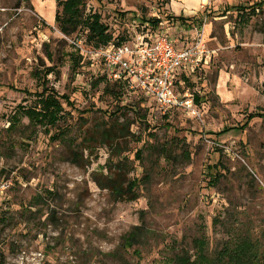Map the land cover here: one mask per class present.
Segmentation results:
<instances>
[{
    "label": "rangeland",
    "instance_id": "374dc122",
    "mask_svg": "<svg viewBox=\"0 0 264 264\" xmlns=\"http://www.w3.org/2000/svg\"><path fill=\"white\" fill-rule=\"evenodd\" d=\"M257 1L86 0V14L101 13L113 41L161 17L178 44L199 42L211 52L187 82L197 112L162 114L142 93L102 77L91 54L99 46L85 40L75 47L85 33L62 32L57 0H0L4 264H177L183 249L195 258L197 237L212 258L242 236L256 243L264 264V115L249 119L264 114V8L244 17L238 8L224 13ZM165 13L198 24H169ZM45 79L73 102L55 127L22 114L39 108ZM109 84L123 94H111ZM63 130L68 140L51 139ZM112 158L128 179L138 178V199L115 200L95 182ZM136 225L144 234L127 246Z\"/></svg>",
    "mask_w": 264,
    "mask_h": 264
},
{
    "label": "trees",
    "instance_id": "16d2710c",
    "mask_svg": "<svg viewBox=\"0 0 264 264\" xmlns=\"http://www.w3.org/2000/svg\"><path fill=\"white\" fill-rule=\"evenodd\" d=\"M62 8L61 13H57L56 21L59 24L62 32L66 35L74 33H86L87 41L93 42L96 46L108 44L113 40V35L109 33L108 26L102 21V15L99 12H92L86 14V0H57ZM238 8L242 12V17L248 14H255L257 8H264V0L255 2L249 6H230L225 9L227 13L231 9ZM250 9L249 11L247 10ZM166 14V13H165ZM225 15V14H224ZM199 19V18H198ZM165 20L169 24H180L185 26L186 29H191L194 24H198L197 20L186 17L184 15L166 14ZM153 26H158L163 18L153 17L149 19ZM54 67H50L48 71H52ZM101 79V78H100ZM115 86L119 84L114 83ZM43 90L40 92L39 108H25L23 107L22 114L27 117L32 124H41L46 127H55L57 123L65 117V103L68 106H73V102L68 96H60L55 89L47 86V80L42 82ZM122 88V86H119ZM106 89L111 90V94L121 96L122 90L118 91L111 89V84L106 86ZM198 100V95H195ZM263 113L250 114L249 119L255 116H263ZM17 125L12 122L11 125ZM247 125V124H246ZM245 125V126H246ZM242 126V129L245 127ZM229 128H225L221 133H226ZM50 132L49 128L47 132ZM110 129L101 130L100 134L106 141H113V133ZM53 140H68V133L66 130L61 131L59 134H52ZM114 144V143H113ZM114 149V145L112 146ZM116 150V148H115ZM142 150H138L136 156L140 159ZM112 166L108 174L100 173L95 174V182L102 189H109L113 194L115 200L118 201H132L139 198L136 192L139 180L128 179L122 170V163L115 161L112 158ZM73 162L79 163V156L77 153L73 154ZM220 175H217L213 180L216 183L220 180ZM145 228L136 225L126 236L125 245L133 246L138 242L139 238L143 236ZM194 246L197 248L195 258L189 253L187 249H183L182 253L176 256L177 264H263V260L256 243L247 236L233 238L225 243L223 249L217 252L215 257H209L206 253V240L204 237H197L194 239ZM0 264H4L3 256L0 254Z\"/></svg>",
    "mask_w": 264,
    "mask_h": 264
},
{
    "label": "built area",
    "instance_id": "2783aa9c",
    "mask_svg": "<svg viewBox=\"0 0 264 264\" xmlns=\"http://www.w3.org/2000/svg\"><path fill=\"white\" fill-rule=\"evenodd\" d=\"M163 25L133 24V35L92 49V59L102 68V77L142 93L162 114L197 112L187 82L208 63L211 52L199 42L178 44ZM85 40L86 33L73 44L78 49Z\"/></svg>",
    "mask_w": 264,
    "mask_h": 264
}]
</instances>
